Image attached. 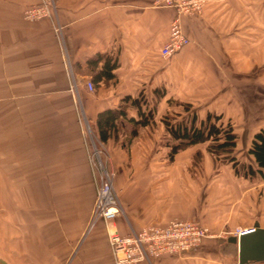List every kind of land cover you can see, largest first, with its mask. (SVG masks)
<instances>
[{
  "label": "crops",
  "instance_id": "1",
  "mask_svg": "<svg viewBox=\"0 0 264 264\" xmlns=\"http://www.w3.org/2000/svg\"><path fill=\"white\" fill-rule=\"evenodd\" d=\"M38 1L0 0V260L115 264L106 225L87 231L96 192L88 155L97 114L130 98L145 105L126 103L118 139L97 141L115 172L113 229L192 221L213 236L136 264H239L235 231L264 230V180L214 161L204 144L170 161L162 120H180L181 104L199 118L220 115L236 135L233 156L256 167L247 151L264 127V0H205L181 17L190 43L169 59L159 52L175 12L155 0H55L60 36L48 19L22 18ZM97 55L116 66L95 83L104 60L88 61ZM147 111L152 121L131 122Z\"/></svg>",
  "mask_w": 264,
  "mask_h": 264
},
{
  "label": "built area",
  "instance_id": "2",
  "mask_svg": "<svg viewBox=\"0 0 264 264\" xmlns=\"http://www.w3.org/2000/svg\"><path fill=\"white\" fill-rule=\"evenodd\" d=\"M155 5L175 12L169 25L168 38L159 52L161 58L169 59L190 43L182 31L181 17L201 13L204 0H155ZM22 18L30 22L48 19L52 22L55 34L61 35L62 28L57 21L55 0H39L35 5L26 7L22 12ZM71 80L70 91L77 96V86L72 76ZM85 86L89 92L94 90L89 81ZM90 142L88 157L96 192L87 231L99 222L106 225L108 244L115 264H136L150 262L161 256L180 255L197 247L202 240L213 236L207 228L195 222L179 220H172L165 226L148 225L139 231H130L126 235L117 233L112 223L121 214V206L113 188L114 174L103 170L99 157L102 151L95 148L92 138ZM248 232L235 231L234 235L239 238Z\"/></svg>",
  "mask_w": 264,
  "mask_h": 264
},
{
  "label": "trees",
  "instance_id": "3",
  "mask_svg": "<svg viewBox=\"0 0 264 264\" xmlns=\"http://www.w3.org/2000/svg\"><path fill=\"white\" fill-rule=\"evenodd\" d=\"M102 60H104L103 71L102 68L98 71L96 78H94L95 83L102 80V76L105 78L111 77L110 71L116 66L115 61L99 55L89 60L88 64L94 68ZM124 102L138 107L141 104L145 105L143 99L125 98ZM125 104L118 109H107L97 114L95 121L96 137L100 143L105 144L110 139H118L119 132L124 128ZM181 109L186 116L180 120H176L178 115H165L162 120L172 141L168 152L170 161L177 152L198 144H204L206 151L213 157L214 161L230 164L235 172L241 174V176L250 178L257 176L264 180V127L252 135L247 151L254 159L256 167L253 168L250 165L246 166L238 162L233 156L236 147V135L228 121H224L220 115L210 113H206L203 118H199L194 111H191V105L189 104H181ZM149 121H152L151 111L140 112L137 121L131 120L134 125H144ZM134 132L131 131L132 135H134Z\"/></svg>",
  "mask_w": 264,
  "mask_h": 264
},
{
  "label": "water",
  "instance_id": "4",
  "mask_svg": "<svg viewBox=\"0 0 264 264\" xmlns=\"http://www.w3.org/2000/svg\"><path fill=\"white\" fill-rule=\"evenodd\" d=\"M232 242L238 243L239 264L264 261V230L254 229L251 233L241 235L238 240L233 238ZM0 264L5 263L0 260Z\"/></svg>",
  "mask_w": 264,
  "mask_h": 264
},
{
  "label": "rangeland",
  "instance_id": "5",
  "mask_svg": "<svg viewBox=\"0 0 264 264\" xmlns=\"http://www.w3.org/2000/svg\"><path fill=\"white\" fill-rule=\"evenodd\" d=\"M204 4H205V0H204ZM203 9H204V5H203ZM202 9V10H203ZM178 110H180L181 111V118H183V117H185L186 116V114L182 111V109H179V108H177ZM173 115V114H172ZM82 120V124H83V126H84V129H85V131H86V133L88 132V130H87V128H89L88 127V125H87V123H85L84 122V119L82 118L81 119ZM225 121V120H224ZM95 136H93V134H91V138H92V140L94 141V144H95V148L99 151V150H101L102 151V153H100V161H101V164H102V168H103V170L104 171H106V172H108V173H113L114 174V179H113V182H114V180H115V172H114V170H112L111 168H110V164H109V160L107 159V157H106V152L104 151V148L103 147H101V146H99V143L97 142L98 140H97V137H96V134H94ZM91 146V145H90ZM113 188H114V185H113ZM205 228V227H204ZM253 231V229H250V230H248V231H250V232H248V233H251L252 231ZM247 233V234H248ZM9 259V261L11 262V264H19V259H18V257H14V256H11V257H8Z\"/></svg>",
  "mask_w": 264,
  "mask_h": 264
},
{
  "label": "bare ground",
  "instance_id": "6",
  "mask_svg": "<svg viewBox=\"0 0 264 264\" xmlns=\"http://www.w3.org/2000/svg\"><path fill=\"white\" fill-rule=\"evenodd\" d=\"M254 230V229H253ZM252 231V230H251ZM240 232V231H239ZM242 232H248V230H244V231H242Z\"/></svg>",
  "mask_w": 264,
  "mask_h": 264
}]
</instances>
